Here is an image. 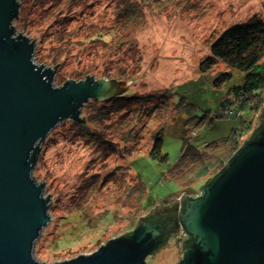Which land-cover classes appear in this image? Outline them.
<instances>
[{
    "label": "rangeland",
    "instance_id": "obj_1",
    "mask_svg": "<svg viewBox=\"0 0 264 264\" xmlns=\"http://www.w3.org/2000/svg\"><path fill=\"white\" fill-rule=\"evenodd\" d=\"M191 1L196 7L190 11L176 9L164 15H147V24L136 34L133 47L137 49L136 57L141 58V68L136 76L138 80L130 83L128 94L120 96L153 95L154 103L160 102L162 96H168L170 109L159 115L167 121L164 125L163 153L169 155L168 163L153 159L150 153V132L163 126L161 122L158 123V117L150 121L148 129L141 131L146 119L142 117V125L137 124L135 129L142 132L140 144L143 146L124 158L125 144L118 143L115 152L106 150L109 155L106 158L103 157L105 148L87 144V138L77 132V122L66 120L60 123L39 144L41 150L33 171L37 183L46 182L44 198L50 194L49 199H52L51 204L49 200L51 220L34 247L33 254L37 261L54 264L92 254L110 240L133 232L139 220L155 208L168 207L173 201L181 202L184 195L197 198L202 194L203 190L198 189L202 183L195 182L186 188L178 186L179 190L173 182L175 178L169 176L172 169L169 167L180 158L185 144L203 146L229 138L234 131H238L241 132L238 138L241 147L245 139L260 126L262 111L255 118L246 113L242 117H220L223 98L242 85L245 73L217 61L212 70L204 74L200 72V64L211 55L212 43L226 29L244 24L255 16L264 20V0ZM19 2V18L23 7L27 6L26 20L22 26L18 25V19L14 21L17 30L15 36H19L22 32L20 28L26 26L28 32L21 35L36 42L34 61L52 71L58 65L53 82L55 87H62L67 80H86L76 77L74 73L92 68L95 70L97 63L99 67L96 70L104 72L109 66L114 72L136 62L135 49L131 46L110 56V64L96 56V49L100 48L90 42L71 46V52L55 54L57 32L61 28L67 26L71 30L81 23L98 26L115 24L118 3H114V0H63L56 7L59 14L49 18L44 12L55 6L56 0ZM260 64L264 66V58ZM90 77L99 79L92 73ZM235 102H238V98L234 99ZM122 105L119 102L115 109ZM200 119L203 121L198 123ZM221 166L210 177L218 173ZM95 175L101 176L100 183L104 181L105 188L99 190V193L103 192L89 198L88 193L81 205L71 209L73 202L78 204L82 200L76 195L80 186ZM140 178L147 188L143 196L137 190L138 184H142ZM180 242L181 237L169 238L165 245L147 258L146 263L180 264L183 259V244Z\"/></svg>",
    "mask_w": 264,
    "mask_h": 264
},
{
    "label": "water",
    "instance_id": "obj_2",
    "mask_svg": "<svg viewBox=\"0 0 264 264\" xmlns=\"http://www.w3.org/2000/svg\"><path fill=\"white\" fill-rule=\"evenodd\" d=\"M20 8L19 0H0V264H45L33 254L52 203L50 194L43 196L46 182L33 178L39 144L61 122H81L91 100L128 94L134 80L88 77L55 87L58 65L55 71L38 65L36 42L22 32L15 36ZM257 131L183 210L177 205L190 195L155 208L133 232L94 253L54 264H147L176 227L192 239L182 245L180 264H264V134ZM164 209L172 221L145 222Z\"/></svg>",
    "mask_w": 264,
    "mask_h": 264
},
{
    "label": "trees",
    "instance_id": "obj_3",
    "mask_svg": "<svg viewBox=\"0 0 264 264\" xmlns=\"http://www.w3.org/2000/svg\"><path fill=\"white\" fill-rule=\"evenodd\" d=\"M74 2L77 0H69ZM57 4L50 9L48 8L44 13L46 17L57 16L59 14L56 7L63 2V0H56ZM117 2L115 12V24L110 26H101L94 23L78 24L76 28L69 30L66 27L61 28L57 32L58 44L54 46L55 54L66 53L73 45H83L90 42L96 48V56L110 64L109 57L116 52H119L126 46L134 47L136 44V34L143 30L147 24V15L151 14H165L169 10L176 11H190L196 7L191 0H114ZM39 4V3H37ZM26 7H23L22 16L18 19V25L24 23L26 20ZM31 10H29L30 13ZM26 26L21 27L22 32H28ZM43 45L42 43H40ZM92 46V47H93ZM41 47V46H39ZM102 49V51H101ZM135 49L136 62L130 67H122L120 70L113 72L111 67H107L104 72L96 70L99 63L90 70L80 71L74 73L80 79L90 77L92 73L98 76L99 79H114L119 81H137L138 70L141 68V58ZM68 52H71L69 50ZM264 58V20L255 16L244 24L235 25L226 29L211 45V55L206 57L200 64V72H209L212 70L217 61H221L232 69H236L245 73V79L241 86L235 87L229 93L220 106V117H236L243 113L252 114V117L261 113L264 109V66L261 61ZM258 68L257 71H253ZM205 74V73H204ZM132 92V90H131ZM163 97V98H162ZM160 102L154 103L153 95L147 96H129L118 97L110 100L99 101L96 103L92 100L89 103V108L84 111V117L79 123H75L76 130L81 136L87 138L86 143L93 146L97 145L100 148H105L104 157L108 152H115L117 144H125V150L122 153L124 158L126 154L138 151L143 144L142 132L150 127V121L158 117V123L163 124L160 128L150 132L152 134L151 156L153 159L168 163L169 155L163 153L165 124L166 118H160L159 115L170 109L168 104V96H162ZM238 98V102L234 103V99ZM165 99V100H164ZM94 101V102H93ZM123 105L121 108L115 109L118 103ZM88 104V103H87ZM86 104V105H87ZM134 104V105H133ZM153 104V105H152ZM122 109H125L123 112ZM158 112V113H157ZM157 113V116L156 114ZM230 114V116L228 115ZM145 119V124L141 131H137L135 126H141ZM206 116H204L205 118ZM200 119L198 123H201ZM150 130V129H149ZM264 134V122L258 127L256 135ZM254 135L251 140L256 136ZM241 132L234 131L229 138L197 146L192 144H185L180 158L169 168V176L175 178L173 182L178 187L186 188L192 183H202L198 189L204 190L209 182L223 169L224 163L228 162L241 147H239L238 138ZM109 137V138H107ZM116 139H118L116 141ZM144 144H148L145 142ZM135 149V150H134ZM108 152H107V151ZM232 152V153H230ZM109 156V155H108ZM107 156V157H108ZM232 156V157H230ZM106 157V158H107ZM230 157L228 161H225ZM105 158V159H106ZM221 166V170L216 172L212 177L211 173ZM100 175H95L89 178V182L82 184L79 188L78 194L82 199L78 204L72 203L71 209L81 205L87 194L90 196H98L99 190L104 187V181L100 183ZM103 180V179H102ZM119 181V180H118ZM142 184H138L137 190L142 195L146 190V184L141 180ZM180 185H179V183ZM198 183V184H199ZM100 184V185H98ZM202 186V187H201ZM178 189L180 190V188ZM105 188V187H104ZM87 191V192H86ZM91 191V192H90ZM200 194V193H199ZM115 196L114 193L111 194ZM144 195V194H143ZM142 195V196H143ZM87 198V199H88ZM194 198V197H193ZM188 199L185 204L189 201ZM76 205V206H75ZM184 234V233H183ZM189 238V236L187 235ZM180 244L186 243L188 246L192 243V239H186V235L181 236ZM185 245L184 248L187 246Z\"/></svg>",
    "mask_w": 264,
    "mask_h": 264
},
{
    "label": "flooded vegetation",
    "instance_id": "obj_4",
    "mask_svg": "<svg viewBox=\"0 0 264 264\" xmlns=\"http://www.w3.org/2000/svg\"><path fill=\"white\" fill-rule=\"evenodd\" d=\"M264 114V111H262V115ZM187 202V200L185 201V203ZM185 203L182 205V206H179L178 207V205H177V208L179 209V210H183V206L185 205ZM176 207V206H175ZM170 210H166V209H164V210H161L159 213H157V215L156 214H153V216L151 217V218H149V219H146L145 220V222H150V221H160V222H164V221H172L171 219H170V216H168V215H163L164 214V212H166V214L169 212ZM164 217H165V219H164ZM186 235V238L187 239H189L190 238V236L187 234V233H185V232H183V230H180L179 231V233H178V228L176 227L173 231H170L169 233H168V235H167V237H166V240L167 239H169V237L170 238H172V237H176L177 239H180V237L181 236H183L184 234ZM187 235L189 236V238L187 237ZM181 240H182V238H181ZM183 245H186V243L184 242V244ZM187 246V245H186Z\"/></svg>",
    "mask_w": 264,
    "mask_h": 264
},
{
    "label": "bare ground",
    "instance_id": "obj_5",
    "mask_svg": "<svg viewBox=\"0 0 264 264\" xmlns=\"http://www.w3.org/2000/svg\"><path fill=\"white\" fill-rule=\"evenodd\" d=\"M27 2V1H26ZM25 7V6H24ZM171 11H173L172 9L171 10H169L168 11V13L169 12H171ZM161 15H164V14H161ZM165 100V99H164ZM92 102V100L90 101V102H88V104L87 105H85L83 108H82V113H84V111L87 109V108H89V103H91ZM66 121V120H65ZM62 123V122H61ZM103 157H104V154H103ZM90 180H89V178L87 179V181H86V183L87 182H89ZM78 196V195H77ZM79 197H80V195H79Z\"/></svg>",
    "mask_w": 264,
    "mask_h": 264
}]
</instances>
